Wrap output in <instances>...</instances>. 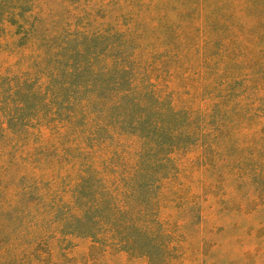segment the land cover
I'll return each instance as SVG.
<instances>
[{"label": "trees", "instance_id": "obj_1", "mask_svg": "<svg viewBox=\"0 0 264 264\" xmlns=\"http://www.w3.org/2000/svg\"><path fill=\"white\" fill-rule=\"evenodd\" d=\"M65 1L80 22L61 43L37 37L41 15L30 52L0 63V140L17 146L39 116L57 157L19 187L32 197L23 215L46 227L31 253L52 234L99 246V227L126 223L133 231L109 230V247L147 264L195 253L202 264H264V0L226 11L228 0ZM35 2L0 0V24L27 3L30 17Z\"/></svg>", "mask_w": 264, "mask_h": 264}, {"label": "rangeland", "instance_id": "obj_2", "mask_svg": "<svg viewBox=\"0 0 264 264\" xmlns=\"http://www.w3.org/2000/svg\"><path fill=\"white\" fill-rule=\"evenodd\" d=\"M36 1L34 3L35 7L33 8L34 14L31 13L30 17L26 15L32 6L30 3H27L23 5L22 15L18 16V13L15 11L14 14L6 17V21L0 24V63L3 62L5 65L14 64L16 61H21L30 52V48H24L30 44L27 39H31L34 35V32L30 30V24L33 19L37 23L38 18L44 15V20L38 24L39 28L36 31V35L37 37L41 36L40 31L45 36L46 34L55 35L56 38L53 41L48 42L45 39L46 44L49 45L57 42L61 43L63 41V35L71 31L72 23L80 22V19H76L75 17L72 19L70 16L72 3L68 5L65 0ZM166 1L175 7L184 8L199 4L201 0ZM228 1L229 5L228 2L222 4L221 11H226L225 9H229L233 5H237L238 9L245 0ZM79 9L80 7H74L73 11L76 12ZM258 13L263 14V12ZM258 13L255 12L257 15ZM97 18L103 27L106 22L104 10L97 12ZM20 21L23 22L22 25ZM148 41L157 45V41L153 38H149ZM68 46L73 47L74 43L70 41L68 42ZM103 46V44H100L96 47H91L89 51L97 52ZM114 84L116 87H127L128 82H125V79L120 77ZM103 90V88L99 89L100 94H103ZM182 94L184 96V93ZM82 95L83 93H79L78 96L82 97ZM62 105L66 106L64 104ZM45 109L47 113L48 111L50 112L48 107H45ZM33 117L35 120L33 121L31 119V128L29 127L26 133H24V128L20 130L21 133L23 131V134L18 133L17 137H19V141L17 142V146H13L10 141L0 140V264H147L146 260L142 257H134L121 251L116 252L109 247V230L120 229L123 231L125 229L124 227H126L125 232L133 231L135 226L132 229V226L126 223H118L110 226L102 225L99 227V241L101 243L99 246L90 245V241L87 238L71 235L62 237L52 234L49 236L51 239H46L44 244L39 246L35 254L31 253L30 249L36 246V242L41 235L40 231L46 227L38 223L34 224L33 221H29V217L23 215L24 203L28 199H32V197L23 194V191L19 187L23 185L29 186L32 183V174L34 171L41 173L50 172L53 164L52 161L57 159L56 155L54 156V153H51L45 147L50 146V144L52 145L53 142L50 141L51 139L46 141L47 137L50 138L52 134L48 129H40L38 124L40 122L39 116H36L37 119L35 116ZM60 117H62V114H60ZM81 122L82 119H78V124ZM10 125L12 126L13 124L10 123ZM23 136L26 137L23 138ZM110 136V132L101 129H98L96 134H94L97 140L105 139L108 142L114 143L115 141L111 140L112 138L109 139ZM19 144H22V146H19ZM23 154H26L27 157L24 158ZM59 160L61 162V159ZM23 173H25V176L21 177L20 174ZM76 175V169L72 168L69 176L72 182L75 181ZM38 186L40 185H36L34 191L38 189ZM261 218L264 217L261 216ZM221 224L227 225L226 229L228 228L229 230V218L223 219ZM141 241L143 243L147 242L145 239ZM123 247L126 248L127 246L119 245L117 249H123ZM224 249V247L213 248L218 254L223 253L225 251ZM175 264H202L201 255L195 253V255L189 257L188 261H178Z\"/></svg>", "mask_w": 264, "mask_h": 264}]
</instances>
